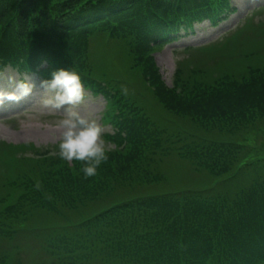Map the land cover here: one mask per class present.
Returning <instances> with one entry per match:
<instances>
[{"label":"trees","instance_id":"obj_1","mask_svg":"<svg viewBox=\"0 0 264 264\" xmlns=\"http://www.w3.org/2000/svg\"><path fill=\"white\" fill-rule=\"evenodd\" d=\"M229 9V0H0V74L5 67L43 77L57 68L77 72L84 86L107 101L111 134L106 138L117 149L107 152L97 174L87 178L93 180L90 184L83 177L82 162L59 156L42 154L46 157L36 166L17 161L11 172V164L0 161L5 168L1 180L26 178L24 196L49 200L46 208L34 209V218L58 225L22 230L8 223L18 210L6 207L0 215V264H264V155L246 162L238 155L250 148L246 138L217 141L213 132L202 130L264 127V66L249 68L244 81L196 86L186 95L166 89L154 74L150 83L155 82L161 114L157 111L158 118L151 120L146 109L143 114L151 124L147 127L135 106L112 95L108 85L100 83L104 76L91 69L90 60L87 63L88 37L111 39V44L140 37L146 42L138 45L140 56L149 44L165 40L168 29L201 19L214 22ZM129 57L131 68L136 60L134 54ZM147 62L152 68V60ZM165 129L198 145L186 165L208 176L232 173L212 188L139 198L90 216L82 212L88 198L128 184L135 176L150 177L146 152L150 144L151 150L159 146L156 135ZM245 169L252 173L248 194L230 209L227 206L244 190L239 179ZM208 183L205 180V186ZM29 187L35 189L29 192ZM134 205L138 212L149 210L141 205L152 209L148 225L132 223L145 228L141 236L126 223L133 215L123 211Z\"/></svg>","mask_w":264,"mask_h":264},{"label":"rangeland","instance_id":"obj_2","mask_svg":"<svg viewBox=\"0 0 264 264\" xmlns=\"http://www.w3.org/2000/svg\"><path fill=\"white\" fill-rule=\"evenodd\" d=\"M229 4L230 9L219 15L213 22L215 27L210 25L208 20L197 22L193 29L180 32L175 43L156 46L149 44L140 56L138 45L146 43L140 37H132L133 39L130 37L129 40L124 39L123 42L115 44H111V39L107 42L105 38L88 37L87 63L89 65V60L91 61V69L98 75L104 76L100 83L108 85L111 93L121 97L123 104L133 108L135 106L134 110L142 114L144 118L143 113L148 109L147 117L151 120L157 119L156 112H160V105L154 97L155 82L150 83L151 76L154 74L158 76L166 89L174 88L176 92L186 95L196 86L213 87L223 83H232V81H244L246 78L243 75L249 68L264 66V0H229ZM140 34L143 36L142 29ZM113 41L116 40L113 39ZM130 53L134 54L136 60L131 68L129 67ZM149 60H152V68H149L150 64L147 62ZM146 69H149L148 74L144 73ZM14 80L15 77L9 70L1 74L0 91L12 92L15 87ZM25 80H30L35 85L31 94L18 101H5L0 105V161H8L11 164L8 167L9 172L15 169L17 161L21 163L23 160L30 161L33 166H36L45 159L46 156L42 154L49 158L58 157L56 124L61 117L58 113L43 107L40 102L41 75H29ZM21 103L25 106H19ZM106 106L99 95L85 88V95L78 110L81 114H90L98 121L108 151H115L117 149H114L113 144L106 138L111 131L109 121L108 119L100 121L102 111ZM145 120L147 127H151L149 120L146 118ZM185 123L182 122L185 126L192 125ZM147 127L144 129L149 132ZM258 127L259 129H257V124H252L234 130L207 128L202 130L206 134L213 132L212 136L218 138L217 141L235 142L246 138L250 148L242 149L238 155L244 156L246 162H253L256 157L264 155V127ZM162 133L163 135H156L154 132L159 138V146L151 150L150 144V150L146 152L145 162L150 177L143 178L144 175L140 173V178L135 176L128 184L113 187L108 193L95 198H88L87 207L82 212L90 216L139 198H154L164 194L183 193L186 192L185 190L212 188L215 182L225 179L232 173L230 170L219 177L208 176L205 170H195L192 165H186L189 164L186 158L192 160L191 151L198 150V145L188 140L185 141L178 134L168 133L167 129ZM1 162L0 215L6 207L15 206L18 215H12L8 219V223L13 222L15 227L30 230L33 227L58 226L55 223L47 226V219L34 218V209L41 206L46 208V202L49 200L44 197L37 199V196L30 199L26 196L27 194L24 196V192L28 191L25 188L26 178L18 180L13 176L15 180L11 179V182L1 180L4 178L2 173L5 169ZM251 175L249 169L243 171L239 180L244 190L237 195L235 202L231 206L226 205L227 207L236 208L243 197L248 194V186L252 182ZM204 179L209 181L207 186H205ZM92 181L89 180L87 183L90 184ZM29 188H31L29 192L35 189L34 187ZM208 198L211 202L214 201L212 197ZM185 199L187 197L167 198L169 201L178 200L179 202ZM141 209L149 210L138 212L135 205L123 209L126 214L133 215L126 220V223L131 224V231L138 236L146 230L143 227L133 226L132 223L148 225V216L152 210L146 208L145 205H141ZM23 211L26 216L21 217ZM167 231L164 230L165 233Z\"/></svg>","mask_w":264,"mask_h":264},{"label":"clouds","instance_id":"obj_3","mask_svg":"<svg viewBox=\"0 0 264 264\" xmlns=\"http://www.w3.org/2000/svg\"><path fill=\"white\" fill-rule=\"evenodd\" d=\"M34 86L30 80L16 81L12 92L0 91V105L30 95ZM39 87L42 106L61 117L56 124L58 156L65 161L82 162L83 177H94L101 163L107 159L108 148L98 121L78 110L85 95L79 74L69 68H57L48 78L39 81Z\"/></svg>","mask_w":264,"mask_h":264}]
</instances>
